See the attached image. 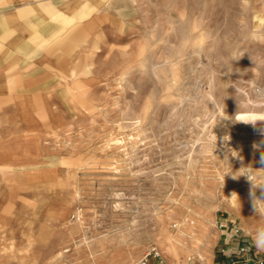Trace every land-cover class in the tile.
<instances>
[{"label": "rangeland", "instance_id": "374dc122", "mask_svg": "<svg viewBox=\"0 0 264 264\" xmlns=\"http://www.w3.org/2000/svg\"><path fill=\"white\" fill-rule=\"evenodd\" d=\"M120 1L128 30L0 179V264H212L264 226V0Z\"/></svg>", "mask_w": 264, "mask_h": 264}, {"label": "crops", "instance_id": "0c3cea01", "mask_svg": "<svg viewBox=\"0 0 264 264\" xmlns=\"http://www.w3.org/2000/svg\"><path fill=\"white\" fill-rule=\"evenodd\" d=\"M127 10L119 0H0V179L15 175L8 168L31 162L49 130L40 113L49 100L68 96L71 81H85L86 61L100 55L109 30H128L132 24ZM4 191L0 188V194ZM252 234L243 233L236 243L246 250L239 264L264 257ZM239 259L236 251L212 264Z\"/></svg>", "mask_w": 264, "mask_h": 264}, {"label": "built area", "instance_id": "2783aa9c", "mask_svg": "<svg viewBox=\"0 0 264 264\" xmlns=\"http://www.w3.org/2000/svg\"><path fill=\"white\" fill-rule=\"evenodd\" d=\"M224 226H225V224H224ZM231 227H232L231 231L228 234H226L225 244L221 248V253L223 255H228V256L233 257L235 255L236 251H238L240 254V259L234 260V261L230 262L229 264H239V262L245 260L246 250L244 248L238 249L236 246V243L239 241V238L241 236L240 228L236 224H233ZM152 254L153 253L150 252L149 254H147V257L149 255H152ZM155 256L156 257H162L159 252H155ZM147 257H145V259H147ZM144 264H146V262ZM162 264H167V263L162 259ZM247 264H264V257L249 259Z\"/></svg>", "mask_w": 264, "mask_h": 264}, {"label": "clouds", "instance_id": "9594fccd", "mask_svg": "<svg viewBox=\"0 0 264 264\" xmlns=\"http://www.w3.org/2000/svg\"><path fill=\"white\" fill-rule=\"evenodd\" d=\"M262 162H264V156L261 157ZM239 173V172H236ZM243 173H240L239 175H241ZM239 175H235L233 174V177H238ZM236 199L239 202L240 205V201H239V197L236 193H233L232 196L230 197ZM252 199L254 201V209L256 210L257 214L260 215L261 217H264V208H261L257 201L253 198V194H252ZM252 241L255 245V247L257 248L258 252H264V226H261L259 228H257V230L255 231L254 234H252L251 236Z\"/></svg>", "mask_w": 264, "mask_h": 264}, {"label": "bare ground", "instance_id": "6f19581e", "mask_svg": "<svg viewBox=\"0 0 264 264\" xmlns=\"http://www.w3.org/2000/svg\"><path fill=\"white\" fill-rule=\"evenodd\" d=\"M251 116H254V115H250L249 117H251ZM263 116H264V115H263ZM258 146H259L261 149L264 150V137L261 138V139H258ZM250 179H251V176L248 177V181H249ZM249 184H250V190H251L252 194H253V195L257 194L258 191H259V189H256V188L253 186V183H252L251 181H249ZM232 194H233V193H232ZM236 194L238 195V197H239V201H240V199L243 197V195H242L241 193H239V192H237ZM231 199H232L234 205H235L237 208H240V207H241V202H240V205H239V202H238L236 199H234V198H231Z\"/></svg>", "mask_w": 264, "mask_h": 264}]
</instances>
